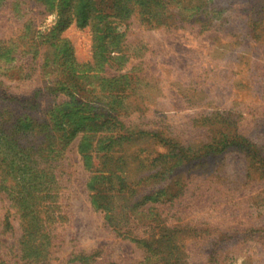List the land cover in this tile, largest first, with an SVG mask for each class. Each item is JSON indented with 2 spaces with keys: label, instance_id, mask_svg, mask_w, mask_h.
Returning a JSON list of instances; mask_svg holds the SVG:
<instances>
[{
  "label": "rangeland",
  "instance_id": "374dc122",
  "mask_svg": "<svg viewBox=\"0 0 264 264\" xmlns=\"http://www.w3.org/2000/svg\"><path fill=\"white\" fill-rule=\"evenodd\" d=\"M42 1L0 6V264L32 219L31 264H264V0Z\"/></svg>",
  "mask_w": 264,
  "mask_h": 264
},
{
  "label": "trees",
  "instance_id": "16d2710c",
  "mask_svg": "<svg viewBox=\"0 0 264 264\" xmlns=\"http://www.w3.org/2000/svg\"><path fill=\"white\" fill-rule=\"evenodd\" d=\"M8 1H11V0H0V6H4L5 4L8 3ZM55 2H56V0H44V1H42V4H44V6H46L45 11L50 12L55 6ZM21 3L26 4L27 0H12L13 8L15 7L17 9ZM17 10H19V9H17ZM21 10H24V7H21ZM105 28L107 31L109 29L108 25H106ZM0 49H1V47H0ZM27 125H33V124L27 123ZM19 131H20V138L27 139L29 132L34 131V128L29 130L25 127H22ZM13 135L18 136L17 133H15V132L13 133ZM11 140L12 139H9V141L3 143V145H2V146H5L7 148V151L8 150H10V151L14 150L15 146L17 145V143L15 141H11ZM0 148H1V146H0ZM29 149L30 148L26 144H24V145H21L17 150H15V152L21 151L23 153H26L27 151H29ZM0 150L3 153L2 155H0V168L2 166H4L6 168V171H7V174L4 175L2 177V180H1V189L10 191L11 189H13L17 186L15 183H13L14 180L12 178L13 174L11 171L13 170V163H11L10 162L11 160H8L7 157L4 155V153H7V152H3L2 149H0ZM106 179H108V178L95 176V177H92V179L89 183L90 188H92L93 190H95L97 192V194L95 195V198H96L95 203L98 204V206L100 208H103V209L105 208L106 205L111 206V203H110V198L112 196L111 188L101 189L100 187H98V186L104 185L106 183ZM108 184H109V182H108ZM27 198H29V197L26 196L25 199H27ZM26 207H29L28 204L26 205ZM26 212H27L28 217L29 216L31 217L33 215V213L29 209H26ZM34 221L35 220H33V219L30 220L29 229H31V230H30V232L26 231V233L24 234L25 241H23V244H22L23 245L22 251L24 253V255L22 256V260L26 261L27 264H31V259H32V255H33L31 253V251H35V249L40 248L41 245L46 246L45 234L42 231V229L37 225L36 221L35 222ZM6 226L7 227L11 226L9 219L6 220ZM27 246H28V248H27ZM38 257L39 256H37V258ZM1 263L7 264L6 261H4V260H2Z\"/></svg>",
  "mask_w": 264,
  "mask_h": 264
}]
</instances>
